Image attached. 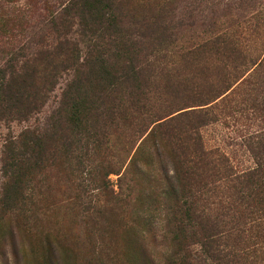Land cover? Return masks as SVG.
<instances>
[{
    "label": "trees",
    "instance_id": "obj_1",
    "mask_svg": "<svg viewBox=\"0 0 264 264\" xmlns=\"http://www.w3.org/2000/svg\"><path fill=\"white\" fill-rule=\"evenodd\" d=\"M134 1L141 5H133ZM162 7L163 3L158 9ZM146 8L144 0H68L37 34L32 56L0 69V120L7 122H28L66 77L44 126L26 127L17 137L5 139L0 150L5 177L0 203L7 205L11 195L21 201L33 170L59 158L79 163L89 151L109 144L110 129L129 127L136 117L151 111L149 81L155 68L162 73L158 62L174 44L178 57L193 67L197 82L187 88L189 82L172 68V97L178 99L179 90L188 91L191 107L196 108H176L173 101L172 117L161 119L148 134L172 159V180L168 178L163 191L165 235L171 248L166 264H264V131L246 142L255 167L241 175L232 172L223 155L204 150L200 136V129L217 118L214 109L219 106L210 102L227 91L232 95L237 83L247 89L245 93L255 92L254 84L264 89V76L258 73L261 62L252 58L264 53V37L250 42L245 30L231 34L215 32L211 26L205 37L178 46L179 25L163 24V16H148ZM127 14L132 29L123 25ZM72 34L89 38L83 55L80 40L70 38ZM253 98L248 95L245 100L252 103ZM144 121L138 120L135 127L144 128ZM221 183L228 185L229 195ZM110 195L124 200L120 190ZM214 197L216 202L209 203L216 206L215 215L203 204L201 213H206L195 216L196 204ZM196 226L200 251L179 248L186 238L195 239Z\"/></svg>",
    "mask_w": 264,
    "mask_h": 264
},
{
    "label": "rangeland",
    "instance_id": "obj_2",
    "mask_svg": "<svg viewBox=\"0 0 264 264\" xmlns=\"http://www.w3.org/2000/svg\"><path fill=\"white\" fill-rule=\"evenodd\" d=\"M144 2L148 16L159 13L163 24L179 25L178 46H186L196 37H205V30L211 26L215 32L223 30L231 34L245 30L243 35L250 42L264 37V0ZM67 3L68 0H0V69L16 60L30 58L36 50L37 34ZM162 3L164 7L158 9ZM132 4L141 5L138 1ZM137 14L143 15L139 11ZM123 25L133 27L128 14ZM70 38L80 40L83 55L89 38H78L75 34ZM166 49V55L158 62L159 68L164 70L159 74V69L155 68L149 81L151 111L136 117L129 127L110 129L109 144L89 151L79 163L74 160L66 163L59 158L43 169L33 170L22 200L11 195L7 205L0 203V214L6 211L0 220V264L167 263L171 248L165 235L163 191L168 178L172 180V159L168 150L160 149L148 134L161 119L172 117L173 101L176 108H196L191 107L193 104L187 97L192 95L188 91L179 90V98L172 97V68L189 82L187 88H194L197 80L193 78V67L178 57L174 44ZM252 58L261 62L258 73L264 76V53L257 52ZM225 70L231 71L229 67ZM253 76L259 80L255 74ZM65 78L48 93L44 106L28 122L0 120V150L5 139L17 137L26 127L44 126L56 108ZM249 78L252 80V75ZM238 86L239 83L234 85L232 95L227 91L217 100L208 101L211 106H219L214 109L217 118L200 129V136L204 150L223 155L232 172L241 175L255 167L246 142L264 131V103L261 101L264 89L254 84L255 92L245 93L247 89ZM248 95H253L252 103L245 100ZM140 119H145L142 129L135 127ZM151 122L155 123L149 125ZM1 160L0 155V195L5 183ZM221 186L224 194L231 193L227 184L221 183ZM119 190L124 193V200L110 195ZM216 200L217 197L208 202L200 200L195 216L206 213H201L205 210L203 204L215 215L216 206L209 202ZM189 215L184 210V216ZM174 230L172 222V252ZM194 230L197 231L195 239L186 238L179 248L200 251L195 243L200 241L201 235L197 226Z\"/></svg>",
    "mask_w": 264,
    "mask_h": 264
}]
</instances>
